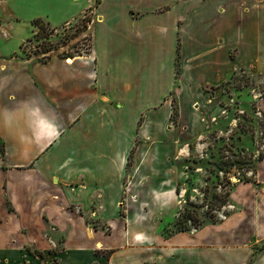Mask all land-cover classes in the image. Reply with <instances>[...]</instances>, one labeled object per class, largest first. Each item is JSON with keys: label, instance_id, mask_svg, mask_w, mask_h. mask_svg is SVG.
Returning a JSON list of instances; mask_svg holds the SVG:
<instances>
[{"label": "crops", "instance_id": "obj_1", "mask_svg": "<svg viewBox=\"0 0 264 264\" xmlns=\"http://www.w3.org/2000/svg\"><path fill=\"white\" fill-rule=\"evenodd\" d=\"M82 12L87 54L0 47V264H264V161L261 187L239 185L241 210L223 221L170 236L158 221L176 205L163 148L181 126L204 130L194 106L209 90L239 70L264 75V0H92ZM137 133L143 187L124 223Z\"/></svg>", "mask_w": 264, "mask_h": 264}, {"label": "rangeland", "instance_id": "obj_2", "mask_svg": "<svg viewBox=\"0 0 264 264\" xmlns=\"http://www.w3.org/2000/svg\"><path fill=\"white\" fill-rule=\"evenodd\" d=\"M90 1L0 0V47L17 58L29 56L41 61L56 54L67 58L87 54L90 37L84 24L93 16H80ZM36 19L49 23L56 32L49 39L36 37L38 30L32 26ZM208 92L209 98L194 106L204 130L194 132L181 126L176 133L180 137L173 141L172 148H163L162 174L169 181L173 179L171 187L176 194V205L167 216L158 219L164 223V235L196 231L223 221L241 210L233 202L239 185L252 184L259 189L262 184L259 175L264 161V75L239 70L224 85ZM173 108L169 128L179 119L175 105ZM137 135V147L129 154L119 201V217L124 223L133 197H139L143 187L135 189L131 171L142 142ZM227 196L229 202L223 204ZM90 224L98 226L93 220ZM62 248L56 243L52 254L57 255ZM29 251L31 255H48Z\"/></svg>", "mask_w": 264, "mask_h": 264}, {"label": "trees", "instance_id": "obj_3", "mask_svg": "<svg viewBox=\"0 0 264 264\" xmlns=\"http://www.w3.org/2000/svg\"><path fill=\"white\" fill-rule=\"evenodd\" d=\"M101 2V0H96V4L98 5ZM92 19H89L87 21V23L91 22ZM33 26L37 28V32H35V36H39V35H43L44 39H49L50 35H53L55 30L54 28L51 27V25L47 22H45L42 19H36L33 21ZM85 29L87 30L88 28V24H84ZM80 30V29H79ZM47 52L49 50H46ZM221 197H218L217 199H219ZM229 202V198L228 196L226 198H224L223 204H227ZM219 222H214V224H217ZM180 232H187V231H180ZM178 232V233H180ZM177 234V233H175Z\"/></svg>", "mask_w": 264, "mask_h": 264}, {"label": "bare ground", "instance_id": "obj_4", "mask_svg": "<svg viewBox=\"0 0 264 264\" xmlns=\"http://www.w3.org/2000/svg\"><path fill=\"white\" fill-rule=\"evenodd\" d=\"M234 181H237L236 179H234ZM137 199V196L136 197H133V200H136Z\"/></svg>", "mask_w": 264, "mask_h": 264}, {"label": "built area", "instance_id": "obj_5", "mask_svg": "<svg viewBox=\"0 0 264 264\" xmlns=\"http://www.w3.org/2000/svg\"><path fill=\"white\" fill-rule=\"evenodd\" d=\"M89 24V23H88ZM67 25H69V24H67ZM55 32H56V30H55ZM88 51V50H87Z\"/></svg>", "mask_w": 264, "mask_h": 264}]
</instances>
